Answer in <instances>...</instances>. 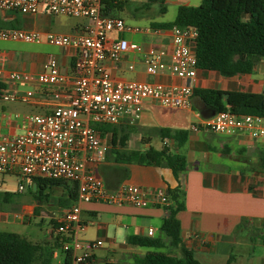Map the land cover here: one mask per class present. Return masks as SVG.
<instances>
[{
  "label": "crops",
  "instance_id": "obj_1",
  "mask_svg": "<svg viewBox=\"0 0 264 264\" xmlns=\"http://www.w3.org/2000/svg\"><path fill=\"white\" fill-rule=\"evenodd\" d=\"M44 15V13L22 15L17 12H3L0 13V28L12 27L13 23L17 22L27 29L42 32V27L36 19ZM124 36L143 47L148 45L163 47L168 53L172 48L169 30H161L157 35L126 34ZM73 54L72 48H62L61 54L56 56L63 69L71 70ZM25 58L15 61L12 55L0 53V72H3L0 78V90L35 92V98L28 103L0 101V117L5 114L19 116L17 119L11 118L8 122H0L1 132L8 136L24 132L22 115L47 113L53 106V102L42 93L44 88L40 85L28 82L11 84L4 79L3 74L8 70L31 73L41 70L43 56L35 54ZM129 65L133 66L132 70L128 68ZM141 66L143 69L140 68ZM106 68L111 77L118 81L136 79L153 85H188L192 88V103L189 109H180L189 115L187 125L180 118H170L161 126L146 127L153 135L150 136V141L143 140L144 144L140 147L137 141L139 142L141 138L135 134L129 135L130 126L127 120L123 119L115 125H110L121 127L127 134L125 146H118L120 150L144 151L152 147L151 142L156 137L161 140L157 148H152L160 150L166 147L171 154L183 155L186 165L178 176L166 167L116 163L109 153L111 133L101 135L96 130L109 147L105 160L99 168L100 177L105 185L111 189L121 183L142 188H163L166 191L179 189L183 204V208L176 214L180 224V245L190 250L200 264H264V140L252 138L248 134L227 136L207 130L198 132L189 130L192 122L215 113L194 94L195 89L264 95V58L254 64L251 73H237L231 77H223L214 70L197 68L193 82L170 74L149 75L144 70L140 55L134 53L125 54L116 64L107 63ZM154 105L155 103L146 100L141 111L145 107ZM161 128H168L172 132L185 131L186 138L182 143L170 138H162L159 132ZM130 140H135L134 146ZM11 175L20 176L16 173L0 174V202L3 204H8L12 199V192L4 188L8 176ZM32 184L34 186L35 183ZM69 185L71 183L67 182V186ZM36 189L35 184L34 191ZM21 191L23 187L20 191L17 189V193ZM61 198H69L68 190L67 192L62 190ZM40 203L42 201L38 200L36 205L22 204L23 214L20 218L42 216V213L38 215L37 212ZM64 208L66 207L52 214H44H49L51 224H55ZM167 214L166 207L138 208L125 204L83 203L80 220L84 226L78 233V238L82 242H100L99 246L90 251L93 264H134L135 257L143 256L149 251H167L168 241L160 229ZM7 217L0 206V222L5 223ZM149 229H152L151 235L148 234ZM131 236L160 239L164 247L159 249L140 247L129 243L128 239ZM24 237L32 243H40L53 242L59 238V235L55 234L52 228L44 241L34 236L31 239L29 236ZM99 250H106L110 257L97 256L96 252ZM173 253L178 255L176 249ZM62 257L59 253V260ZM52 264H55L53 259Z\"/></svg>",
  "mask_w": 264,
  "mask_h": 264
},
{
  "label": "built area",
  "instance_id": "obj_2",
  "mask_svg": "<svg viewBox=\"0 0 264 264\" xmlns=\"http://www.w3.org/2000/svg\"><path fill=\"white\" fill-rule=\"evenodd\" d=\"M102 9V0H0V13L36 15L42 12L85 18L89 22L82 31L70 35L0 28V41L45 43L74 50L70 71L59 65L56 56L47 55L37 73L8 70L3 74L11 84L40 85L44 88L42 93L53 102L47 113L21 116L23 133L8 136L0 130V174L16 173L28 179L75 185L74 204L64 208L55 221L54 233L59 235V246L51 254L55 264H93L90 251L100 242H82L78 238L84 226L80 220L81 204H125L138 208H167L171 204L163 188H142L126 183L108 188L100 177L99 168L109 147L93 126L115 125L123 119L135 124L146 100L173 109H189L192 103V88L188 85L162 86L136 79L114 80L106 64H116L125 54L134 53L140 55L149 75L170 74L193 82L198 68L197 29L193 26L169 29L172 48L168 53L163 47H143L124 36L157 35L161 29L130 24L120 17L103 14ZM128 68L132 70L133 66ZM34 98L32 90H0L2 102L24 104ZM18 117V114H5L0 117V122ZM189 130H207L227 136L248 134L264 140V118L222 111L192 122ZM21 189L19 186L18 190ZM148 234H152V229ZM59 253L63 256L61 260Z\"/></svg>",
  "mask_w": 264,
  "mask_h": 264
},
{
  "label": "trees",
  "instance_id": "obj_3",
  "mask_svg": "<svg viewBox=\"0 0 264 264\" xmlns=\"http://www.w3.org/2000/svg\"><path fill=\"white\" fill-rule=\"evenodd\" d=\"M149 1L163 3L159 0ZM102 4V13L109 14L113 7L112 1L102 0ZM164 11L165 7L162 8ZM173 26H193L197 29L195 52L199 69L214 70L223 77L237 73L249 74L254 64L264 58V0H201L198 6H179L172 21L151 23L153 29L169 30ZM194 94L215 113L228 111L237 116L264 118V95L213 89H195ZM93 127L101 135L111 133L109 153L116 163L166 167L175 176L185 169V157L171 154L166 147L160 150L152 147L144 151L120 150L118 146L124 147L127 139L124 129L110 125ZM159 132L162 138L180 143L186 138V132L182 130L172 132L168 128H161ZM31 181L36 184V190L38 186L68 190V199H58L62 207H70L76 199L74 184L67 186L64 181L41 178H32ZM167 194L171 204L166 208L168 214L160 227L168 241L167 251H149L135 257L134 264H200L190 250L180 245V224L176 214L183 208L182 193L174 189L167 190ZM128 241L140 247H164L160 239L131 236ZM58 246V238L53 242L32 243L19 234L0 231V264H52L51 254ZM175 249L178 255L173 253Z\"/></svg>",
  "mask_w": 264,
  "mask_h": 264
},
{
  "label": "rangeland",
  "instance_id": "obj_4",
  "mask_svg": "<svg viewBox=\"0 0 264 264\" xmlns=\"http://www.w3.org/2000/svg\"><path fill=\"white\" fill-rule=\"evenodd\" d=\"M112 1V9L109 11V15L117 16L125 20L126 22L139 27H149L151 28V23L153 22H168L174 20L177 8L182 5L187 6H198L201 0H159L163 3H151L149 0H106ZM165 7V11L162 12V8ZM43 14L42 12H39ZM37 22L42 27V32L49 33L53 35H70L83 30V27L88 25V20L85 18H76L70 16H52L45 14L44 17L36 19ZM13 28L16 29H27L17 22L13 23ZM153 29V28H152ZM62 48L48 45L45 43L32 44L24 43L21 41H0V53H7L14 57L15 61H21L32 55H60ZM143 69V67H140ZM45 112H37L36 114H43ZM33 114V113H29ZM188 113L180 109H167L162 108L155 104L154 106H148L140 112V119L137 124L130 126V133L133 136H139L138 146L144 144L143 140H151L150 136L153 133L146 129L151 125H163V122L170 118H180L187 125ZM132 138V137H131ZM160 138L154 137L151 142V146L154 148L158 147V142ZM133 146L135 145V140H130ZM7 184L4 187L11 191L12 199L8 204H3L0 202L3 213L7 214L6 222H0V231L2 232H12L20 234L23 236H29L31 239L33 236L37 237L41 241L45 240V237L52 228L54 229L55 224H51L49 214L44 213H55L60 211L63 207L59 204L58 199L62 195V187L60 188H49L40 187L38 190L34 191L33 182L30 179L22 176H8ZM67 184V182H66ZM23 187V191L17 193L18 186ZM64 187V186H63ZM40 203L39 213L42 216H34L27 218V216L22 219L20 215L23 214L21 208L22 204H37ZM97 256L110 257L106 250H99L96 252Z\"/></svg>",
  "mask_w": 264,
  "mask_h": 264
},
{
  "label": "water",
  "instance_id": "obj_5",
  "mask_svg": "<svg viewBox=\"0 0 264 264\" xmlns=\"http://www.w3.org/2000/svg\"><path fill=\"white\" fill-rule=\"evenodd\" d=\"M33 189H35V184H34V186H33Z\"/></svg>",
  "mask_w": 264,
  "mask_h": 264
}]
</instances>
